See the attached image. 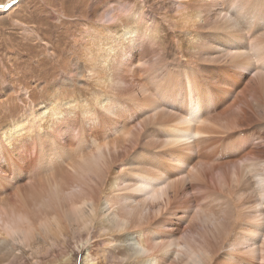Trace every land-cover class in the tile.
I'll return each mask as SVG.
<instances>
[{
    "label": "rangeland",
    "instance_id": "obj_1",
    "mask_svg": "<svg viewBox=\"0 0 264 264\" xmlns=\"http://www.w3.org/2000/svg\"><path fill=\"white\" fill-rule=\"evenodd\" d=\"M91 1L0 0V8L9 5L0 11V213L43 217L65 203L73 187L93 201L103 194L118 200L115 209L128 219L142 217L156 242L175 248L171 258L206 240L217 261L233 251L238 257L256 248L264 253L263 228L241 232L236 244L221 250L201 223L221 215L231 199L226 192L237 187L250 202L258 190L264 207V55H258L262 46L256 48L264 45V7L253 10L250 31L249 19H242L236 33L244 40L237 48L221 44L227 24L215 28L216 13H205L186 37L166 26L155 40L137 28L135 42L124 44L130 49L121 54L115 47L119 59L110 65L106 88L91 70L87 50L81 52L84 34L90 46L98 48L100 41L89 20ZM156 1L150 5L160 16ZM108 24L117 33L135 26L130 17ZM64 107L65 113L74 110V119L52 116V108ZM25 116L31 124L11 138L16 158L3 131ZM138 173L160 178L145 182L156 193L145 209L143 193L132 206L121 199L128 194L124 187L142 184L132 179ZM66 250L70 264H85L81 244Z\"/></svg>",
    "mask_w": 264,
    "mask_h": 264
},
{
    "label": "bare ground",
    "instance_id": "obj_2",
    "mask_svg": "<svg viewBox=\"0 0 264 264\" xmlns=\"http://www.w3.org/2000/svg\"><path fill=\"white\" fill-rule=\"evenodd\" d=\"M236 1L240 4H234ZM11 2L14 4L13 2H16V0H11ZM151 2L152 0L91 1L89 20L91 27L96 29V35L99 36L100 41L98 48L90 46L91 42L86 41L84 34L85 40L82 42V47L86 49L81 50V52L84 54L87 50L88 58H86L93 67L91 70H93L97 81L103 87H106V80H108V75H110V65L116 59H119L116 57L118 52L115 47L120 49L121 54H124L127 47V45H124L125 42L134 43L135 41H130L132 39L136 40V37H134L136 33L133 31L138 30L140 27L149 32L151 38L155 40L162 31L160 29L166 26L172 27L173 31L177 30L180 35L186 37V35L191 34L192 28L199 26V23L205 21V13H208V15L216 13L219 18L216 19L218 23L215 28L220 30L222 23L227 24L223 30H220L224 33L221 44L223 46L228 45V48L229 46L237 48L241 41L244 40V38L237 36L239 34L236 33L237 29H241L244 26L242 22L249 19L246 22V30L250 31V18L255 14H252L253 10L261 11L260 9L264 7V0H160L159 2L156 1L157 7L160 4L159 11H163V14L159 16L155 12L158 9L150 5ZM5 6L9 7L6 4L0 8V11L5 10ZM211 10L214 11L211 12ZM230 11L232 13L229 15ZM245 12L246 14H244ZM248 14L251 16L247 17ZM122 16L132 18L135 26L133 29L129 27L128 29L121 28V32L117 33L111 29V25L108 23L120 22L123 18ZM220 19L222 22H219ZM260 23H258L259 26L262 24ZM107 24L108 26H105ZM117 26L120 25L117 24ZM254 26L257 27L256 25ZM205 28H210V25H206ZM242 31L245 32L244 30ZM88 32V30L85 31V33ZM125 34L127 35L125 36ZM121 38L124 41H120L119 44L110 46L108 43L111 41L116 42ZM213 38L218 39L217 36ZM93 39H96V36H92ZM262 41L264 42V39L260 42ZM251 43H253L252 46L257 44L253 40H251ZM259 46H262V49L258 50V55L260 53L264 55V45L259 44L256 48L258 49ZM82 56L76 61L80 67L84 58ZM120 59L123 60L124 58L121 56ZM263 60L264 57L260 61ZM65 78V75H63L60 79L63 80ZM71 107L73 109L74 105H71ZM65 108H59L58 110L52 108V116L74 119V110H69L65 113ZM47 112L48 109H45L44 114ZM30 118L25 116L16 123H11L3 131L4 134L9 133L11 136L6 135L5 143L16 158H20L18 146L11 138L15 133L23 129L21 127L31 124ZM37 118L35 117L34 121L40 120V118ZM28 127L32 129L31 126ZM92 159L90 157L86 163L88 164ZM142 175L138 173L135 174V177H131L134 180L140 178L141 185L135 184V187H124L123 189L122 194H128L121 197V199L123 200L125 197L123 202L127 206L134 205L136 197L141 193L144 194V198L142 202L138 201V203L140 202L139 204L144 206L143 209H145V204H150L152 201V199H148L149 196H151L149 198H156L154 186L145 185V182L153 184L155 180L159 181L160 178ZM74 177L75 174H73ZM114 182L117 183V180ZM240 190L241 187H237L226 192L228 196H231V199L225 201V208L222 209L221 215L215 212L211 214L214 215V218L206 216L202 217L203 219L201 220L202 226L207 230V233L209 232L208 237L210 236L211 239L215 240L214 244L221 250L230 244H236L241 232L242 234L243 232L244 234L245 232L254 234V231L264 229V220L260 217L262 213L264 214V207L259 206L261 199L258 198V190H254L253 195L255 194L254 196L256 197L253 200L250 199L251 202L249 201V195L245 196ZM262 190L264 192V188ZM82 193L79 195L72 187L67 191V201L60 203L52 211L46 212L43 217H31L27 214L19 213L9 216L0 213V264H70L73 257L69 256L66 247L73 243L76 246L82 245L85 251L83 259L85 264H264V253L259 254L257 248L252 255H239L240 257L236 256L238 252L231 251L232 253L229 252L224 256L227 257L225 258L227 259L226 261H217L216 253L211 249L212 246H209L210 243L207 240L205 243H195V247L192 250L185 252L181 256L171 258L175 248L171 249V244L156 242V236L148 230V226H145L147 222L145 223L142 217L128 219L126 218L127 216L120 215L121 213L115 209V205L119 201L113 200L114 198H105L106 194H103L104 197L101 200L93 201L88 194ZM2 198L0 201L5 197ZM248 208H251V210L248 211ZM217 219L220 221H217ZM121 253L122 256H120ZM235 257H238L239 261H234L233 258Z\"/></svg>",
    "mask_w": 264,
    "mask_h": 264
},
{
    "label": "snow or ice",
    "instance_id": "obj_3",
    "mask_svg": "<svg viewBox=\"0 0 264 264\" xmlns=\"http://www.w3.org/2000/svg\"><path fill=\"white\" fill-rule=\"evenodd\" d=\"M15 3V2H14Z\"/></svg>",
    "mask_w": 264,
    "mask_h": 264
}]
</instances>
